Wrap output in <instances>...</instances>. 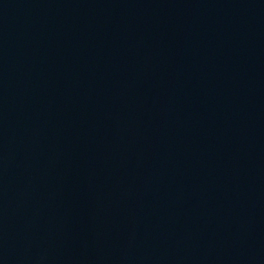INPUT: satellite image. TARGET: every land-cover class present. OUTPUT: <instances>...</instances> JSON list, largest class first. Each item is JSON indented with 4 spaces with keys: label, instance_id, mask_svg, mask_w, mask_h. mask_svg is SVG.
<instances>
[{
    "label": "water",
    "instance_id": "1",
    "mask_svg": "<svg viewBox=\"0 0 264 264\" xmlns=\"http://www.w3.org/2000/svg\"><path fill=\"white\" fill-rule=\"evenodd\" d=\"M0 264H264V0H0Z\"/></svg>",
    "mask_w": 264,
    "mask_h": 264
}]
</instances>
